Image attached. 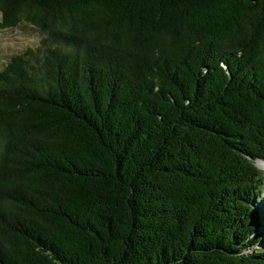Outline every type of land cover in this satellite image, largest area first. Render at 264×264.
<instances>
[{
	"label": "trees",
	"instance_id": "obj_1",
	"mask_svg": "<svg viewBox=\"0 0 264 264\" xmlns=\"http://www.w3.org/2000/svg\"><path fill=\"white\" fill-rule=\"evenodd\" d=\"M0 15V264H264V0Z\"/></svg>",
	"mask_w": 264,
	"mask_h": 264
},
{
	"label": "rangeland",
	"instance_id": "obj_2",
	"mask_svg": "<svg viewBox=\"0 0 264 264\" xmlns=\"http://www.w3.org/2000/svg\"><path fill=\"white\" fill-rule=\"evenodd\" d=\"M41 38L39 32L26 25L15 29L0 28V70L6 66L11 57L23 53L28 48L36 47ZM260 170L264 179V166ZM262 183L263 185H260L258 189L264 193V181Z\"/></svg>",
	"mask_w": 264,
	"mask_h": 264
},
{
	"label": "bare ground",
	"instance_id": "obj_3",
	"mask_svg": "<svg viewBox=\"0 0 264 264\" xmlns=\"http://www.w3.org/2000/svg\"><path fill=\"white\" fill-rule=\"evenodd\" d=\"M255 165L260 169L261 167L264 166V162L261 161V160H257L256 163H255Z\"/></svg>",
	"mask_w": 264,
	"mask_h": 264
}]
</instances>
